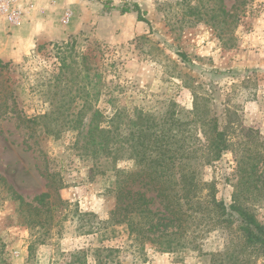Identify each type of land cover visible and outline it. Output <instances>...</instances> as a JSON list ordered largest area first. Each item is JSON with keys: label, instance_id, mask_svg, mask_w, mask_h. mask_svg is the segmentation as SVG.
<instances>
[{"label": "rangeland", "instance_id": "rangeland-1", "mask_svg": "<svg viewBox=\"0 0 264 264\" xmlns=\"http://www.w3.org/2000/svg\"><path fill=\"white\" fill-rule=\"evenodd\" d=\"M111 2L138 4L148 23L137 22L136 15H121L115 8L111 11L117 20L108 23L106 36L95 35L98 25L93 21L74 34L60 26L58 36L38 42L18 60L0 59V88L11 84L19 109L28 114L47 110L37 89L55 69L53 46L74 42L106 84L124 87L122 104L157 115L173 109L187 113L192 109V93H197L210 101L207 116L219 119L230 142V151L201 167L197 180L213 182L216 198L229 205L239 180V148L264 137V0ZM124 28L128 36L121 34ZM12 30L0 21V48L8 45L5 40ZM248 129L255 135L253 141L245 138ZM69 139L63 135L56 141L28 140L22 127L0 115V179L25 204L12 201L0 180V264H95L92 252L99 246L98 237L86 230L108 218L114 201L103 193L107 183L90 174L91 163L67 150ZM118 168L130 171L133 163L120 162ZM53 172L58 173L55 185L48 178ZM255 212L264 223V199ZM119 232L102 245L119 247L123 264H208L196 254L180 259L150 249L142 257ZM202 244L207 253L223 249L217 232Z\"/></svg>", "mask_w": 264, "mask_h": 264}, {"label": "trees", "instance_id": "trees-1", "mask_svg": "<svg viewBox=\"0 0 264 264\" xmlns=\"http://www.w3.org/2000/svg\"><path fill=\"white\" fill-rule=\"evenodd\" d=\"M94 1L148 23L136 3L114 6L111 1ZM222 14L227 15L224 9ZM53 49L55 69L41 83L45 89H37L48 109L24 112L19 109L15 88L3 84L0 115L22 127L28 140L40 143L69 135L67 150L91 163L90 174L107 183L103 193L113 199L114 207L106 220L86 230L87 235L98 237L99 246L92 252L94 263L123 264L119 247L102 245L115 239L120 229L129 247H136L142 257L150 249L180 259L196 254L208 264H264V223L255 212L264 199V137L239 148L238 185L226 205L216 198L213 182L197 180L201 167L230 151L227 130L220 127L216 116H207L208 99L193 92L192 109L187 113L173 109L157 115L131 107L120 102L124 87L106 84L74 42ZM246 132L245 138L253 141L252 130ZM124 161H131L133 169H119ZM57 174H48L54 185ZM2 186L12 201L25 205L12 187L4 181ZM213 232L222 236L223 249L203 252L202 243Z\"/></svg>", "mask_w": 264, "mask_h": 264}, {"label": "crops", "instance_id": "crops-1", "mask_svg": "<svg viewBox=\"0 0 264 264\" xmlns=\"http://www.w3.org/2000/svg\"><path fill=\"white\" fill-rule=\"evenodd\" d=\"M25 2L32 3L34 10L18 27L12 28V35L5 40L8 45L0 48V59L18 60L28 54L38 42L58 36L60 26L67 33L74 34L87 28L93 21L98 25L95 35L106 36L107 30L110 29L108 23L117 20L115 11L105 9L100 2L94 0H25ZM97 9L101 14L96 15ZM65 13L70 14L68 22H63ZM129 14L125 15L127 17L135 15ZM122 31L121 34L129 35L127 29L124 28Z\"/></svg>", "mask_w": 264, "mask_h": 264}, {"label": "built area", "instance_id": "built-area-1", "mask_svg": "<svg viewBox=\"0 0 264 264\" xmlns=\"http://www.w3.org/2000/svg\"><path fill=\"white\" fill-rule=\"evenodd\" d=\"M34 10V5L25 0H0V21L9 28L18 27ZM69 13L63 16V22H68Z\"/></svg>", "mask_w": 264, "mask_h": 264}]
</instances>
